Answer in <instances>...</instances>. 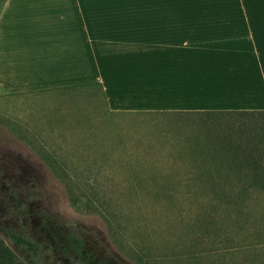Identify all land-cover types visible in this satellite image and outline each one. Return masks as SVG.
<instances>
[{
    "label": "rangeland",
    "instance_id": "rangeland-1",
    "mask_svg": "<svg viewBox=\"0 0 264 264\" xmlns=\"http://www.w3.org/2000/svg\"><path fill=\"white\" fill-rule=\"evenodd\" d=\"M244 153L246 170L262 178L247 191L252 179L235 171ZM221 165L237 186L225 195L240 193L248 206L221 202L216 189L210 220L184 183ZM167 180L174 187L160 189ZM263 211L264 114L111 112L96 87L0 93V229L23 228L40 242L33 264H81L69 236L82 238L92 264H263L247 224Z\"/></svg>",
    "mask_w": 264,
    "mask_h": 264
},
{
    "label": "crops",
    "instance_id": "crops-1",
    "mask_svg": "<svg viewBox=\"0 0 264 264\" xmlns=\"http://www.w3.org/2000/svg\"><path fill=\"white\" fill-rule=\"evenodd\" d=\"M88 83L111 112L264 111V0H0V93Z\"/></svg>",
    "mask_w": 264,
    "mask_h": 264
},
{
    "label": "trees",
    "instance_id": "trees-1",
    "mask_svg": "<svg viewBox=\"0 0 264 264\" xmlns=\"http://www.w3.org/2000/svg\"><path fill=\"white\" fill-rule=\"evenodd\" d=\"M99 88L101 91V94L103 96V100L105 102V94L103 88L97 84V83H88V84H81V85H73V86H66L59 89H79V88ZM206 112H228V113H259L264 114V111H254V110H241V111H206ZM244 156L242 159L243 163H246L245 165H235V171L237 174L240 173V175L246 174L249 177L245 176V180L252 179L251 183L245 184V186H241L240 189L242 191H247L253 185L257 184L258 180H262V178L259 177V172L256 167H253L250 171L246 170L247 166L250 162L249 157L244 153ZM246 159V160H245ZM248 163V164H247ZM48 166L49 169L59 178H65L67 175V172L65 169L61 167L60 164H57V162L54 160L49 164L48 160ZM232 169L228 166H216L212 168H208L202 172H197V174L200 173L198 177L195 179V183H192L190 180H185L184 187L188 194H193L194 196H198L199 198H202V201L200 202L201 207L204 209V212H206L207 217L210 220H215L216 214V204L209 200V194L211 191H214L217 189L220 192H222V201L224 203H230L232 201H235V205L238 207L240 211L243 212V209L247 208V203H244L243 197H241L240 193L238 196H228L225 195V191L228 190H235L237 189V186L231 182L227 181L228 173H231ZM217 174L220 181H215L212 179L211 181L208 180L209 175ZM190 180V181H189ZM171 184H174L171 182V180H167L165 184H163L160 189L163 190H169L171 187ZM66 186L68 188L69 192H73V188L75 185L73 183L68 182L66 183ZM174 186H172L173 188ZM171 188V189H172ZM170 189V190H171ZM86 192H89L91 195H94L95 192H92L91 188L87 187L84 189ZM222 222H226L227 220L221 219ZM230 222V221H229ZM232 223L243 225L244 220L243 219H233L231 221ZM247 224H250L252 226V230L250 231V236L254 240H261L264 245V211L258 216H251L250 220H247ZM259 226V227H258ZM4 233L5 236H7L12 244L13 247L9 246L4 238L0 235V264H33V261L37 258L41 251V245L38 240H36L29 232H27L23 228L18 229H5L2 231L0 229V234ZM69 241L71 242V246L77 250V253L80 255L81 245H82V238L78 236H69ZM264 249V248H263ZM127 253V252H126ZM91 259H89L87 256L85 259L81 262V264H92ZM262 262L264 264V250H263V259ZM103 264V263H102Z\"/></svg>",
    "mask_w": 264,
    "mask_h": 264
},
{
    "label": "flooded vegetation",
    "instance_id": "flooded-vegetation-1",
    "mask_svg": "<svg viewBox=\"0 0 264 264\" xmlns=\"http://www.w3.org/2000/svg\"><path fill=\"white\" fill-rule=\"evenodd\" d=\"M43 229V228H42ZM41 229V232L42 233H44L45 234V236H47L48 235V232L45 230V229H43L42 230ZM85 247H84V243H83V241H82V245H81V250H80V255L77 253V250H75L73 247H72V249H73V251H74V253H75V257H77V258H79L80 260H81V262L85 259V257L87 256L89 259H92V256L90 255V254H88V253H85V249H84ZM57 249V248H56ZM62 250V249H61ZM91 263H92V261H91Z\"/></svg>",
    "mask_w": 264,
    "mask_h": 264
}]
</instances>
